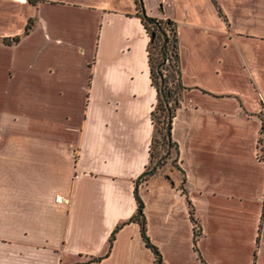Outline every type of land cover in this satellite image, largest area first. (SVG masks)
<instances>
[{
	"label": "crops",
	"instance_id": "crops-1",
	"mask_svg": "<svg viewBox=\"0 0 264 264\" xmlns=\"http://www.w3.org/2000/svg\"><path fill=\"white\" fill-rule=\"evenodd\" d=\"M213 1L142 2L175 22L184 87L179 169L136 186L162 264H264V0ZM147 42L132 0H0V264L153 263L127 221L153 134Z\"/></svg>",
	"mask_w": 264,
	"mask_h": 264
},
{
	"label": "trees",
	"instance_id": "trees-1",
	"mask_svg": "<svg viewBox=\"0 0 264 264\" xmlns=\"http://www.w3.org/2000/svg\"><path fill=\"white\" fill-rule=\"evenodd\" d=\"M135 4V9L137 10V15L140 18L141 25L144 29V32L148 36V42L146 46L147 53V65L149 70V78L150 83L154 87L156 92V101L153 108L150 111V119L153 127V134L151 141L149 143V156L148 163L145 166L143 172L139 175L134 184V199L136 202V209L134 214L127 220L136 222L139 225V232L142 240L145 245L150 248L153 252L154 261L152 264H162L160 255L156 248L149 242V239L146 235V229L144 224V216H143V203L139 198L136 186L138 181L147 180L150 176L158 172L160 169V156L157 159L155 165L148 168L149 162L151 161L152 151L151 146L155 137V134L160 135V146L163 147L165 145L166 150L165 154H169L168 149L173 148L176 152V157H178V150L175 141L171 138V121L174 116L175 110L178 107V99L179 96L184 89L183 85L180 82V68H179V60H178V47H177V35H176V27L175 22L168 18H158L146 15L143 10L142 0H132ZM214 3V1L212 0ZM32 24V20L28 19L25 27L24 33H27L30 26ZM19 39L18 36H14L12 38H3L2 41L5 44H11L17 42ZM165 71V74H164ZM167 71V73H166ZM264 127V121L260 124V128ZM178 167V166H177ZM179 169V167H178ZM180 189L183 194H185L184 189L180 185ZM186 196V195H185ZM187 207H188V216L192 225L195 224V217L193 215L192 206L188 200L185 199ZM120 227V225L115 226V228L111 231L108 238L107 250L104 255H106L110 249V245L112 239L114 237L115 231ZM199 233H196L193 230V249L196 250L195 239ZM100 257H92L87 261H97Z\"/></svg>",
	"mask_w": 264,
	"mask_h": 264
},
{
	"label": "rangeland",
	"instance_id": "rangeland-1",
	"mask_svg": "<svg viewBox=\"0 0 264 264\" xmlns=\"http://www.w3.org/2000/svg\"><path fill=\"white\" fill-rule=\"evenodd\" d=\"M142 2L150 5L152 3V0H142ZM166 73H167V71H166ZM164 74H165V71H164ZM256 142H257L256 143V157L258 159L264 160V132L263 131L258 133ZM165 150H166L165 145L163 147L160 146V135L155 134V137H154V140H153V143L151 146L152 157H151V161L149 162L148 168L155 165L157 162V159L160 156H164V158L160 157L161 159H159V161L163 160L162 163L160 164L161 170L156 172L154 174L153 178H158V175H160L162 172L170 174L172 170L176 172L178 169L177 158H175L176 157L175 150L173 148H169L168 149V152H169L168 155L164 153ZM192 226H193V230H195L196 233L200 232V228H199L197 220L195 221V224H193Z\"/></svg>",
	"mask_w": 264,
	"mask_h": 264
},
{
	"label": "built area",
	"instance_id": "built-area-1",
	"mask_svg": "<svg viewBox=\"0 0 264 264\" xmlns=\"http://www.w3.org/2000/svg\"><path fill=\"white\" fill-rule=\"evenodd\" d=\"M263 121H264V111L261 112L260 124H261ZM262 131L264 132V127L259 129V132H262ZM54 201H55V202H65L66 199H65V198H62V197H60V196H55V197H54Z\"/></svg>",
	"mask_w": 264,
	"mask_h": 264
}]
</instances>
